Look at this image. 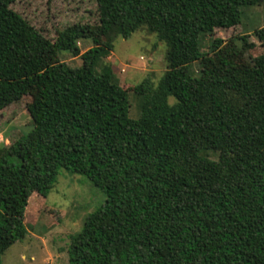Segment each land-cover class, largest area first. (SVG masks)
Returning a JSON list of instances; mask_svg holds the SVG:
<instances>
[{
	"label": "trees",
	"instance_id": "trees-1",
	"mask_svg": "<svg viewBox=\"0 0 264 264\" xmlns=\"http://www.w3.org/2000/svg\"><path fill=\"white\" fill-rule=\"evenodd\" d=\"M15 1L0 0V111L36 95L32 129L0 153V264L27 233L30 197H47L62 169L106 194L71 236L70 264H264V53L210 79L192 69L223 44L203 51V35L264 0H97L99 23L57 41L79 66L37 58L41 33ZM143 28L165 43L167 70L156 88L133 87L135 119L103 59ZM253 33L264 47V25ZM81 40L93 46L82 53Z\"/></svg>",
	"mask_w": 264,
	"mask_h": 264
},
{
	"label": "rangeland",
	"instance_id": "rangeland-1",
	"mask_svg": "<svg viewBox=\"0 0 264 264\" xmlns=\"http://www.w3.org/2000/svg\"><path fill=\"white\" fill-rule=\"evenodd\" d=\"M10 7L41 33L36 47L40 61L61 60L71 66L82 64L80 56L58 51L57 41L60 34L74 24L99 23L97 0H16ZM263 25L264 3L246 8L241 24L217 28L212 35H203V51L210 50L214 39H223V44L216 52L196 61L193 71L210 79L230 67L254 66L255 58L264 53V47L253 32ZM244 36L247 42L255 43L253 48L245 47ZM78 44L82 53L93 46L90 40H81ZM114 44V50L103 60L113 66L117 82L128 89L130 116L136 119L141 115L142 98L134 93L133 87L144 80H149L153 88L157 87L167 70L166 45L144 28L129 38L117 37ZM35 95L36 91L29 90L21 100L0 111V153L32 129L28 105ZM174 100L169 98V103ZM208 156L217 160L218 152H209ZM105 201L104 191L87 176L60 170L47 197L40 194L30 197L24 218L27 233L5 251L1 264H70L71 236L82 229L86 217ZM116 260L114 264H119Z\"/></svg>",
	"mask_w": 264,
	"mask_h": 264
},
{
	"label": "built area",
	"instance_id": "built-area-1",
	"mask_svg": "<svg viewBox=\"0 0 264 264\" xmlns=\"http://www.w3.org/2000/svg\"><path fill=\"white\" fill-rule=\"evenodd\" d=\"M121 70H122V71H124L125 69H124V68H122Z\"/></svg>",
	"mask_w": 264,
	"mask_h": 264
}]
</instances>
